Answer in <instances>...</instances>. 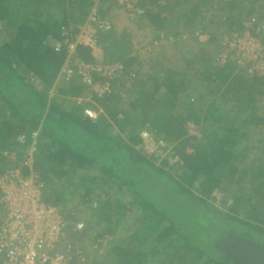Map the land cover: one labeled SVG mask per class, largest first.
Instances as JSON below:
<instances>
[{"label":"trees","instance_id":"trees-1","mask_svg":"<svg viewBox=\"0 0 264 264\" xmlns=\"http://www.w3.org/2000/svg\"><path fill=\"white\" fill-rule=\"evenodd\" d=\"M249 2L254 5L246 4L247 8L241 0L138 1L146 8L139 18L150 19L158 31L157 45L178 37L175 42L187 48L189 38L194 40V50L192 46L177 57L186 66H164L158 73L145 74H139L138 68L136 81L130 83V98L113 92L93 96V103L76 104L73 98L84 94V86L77 78L54 85L67 53L64 47L55 51L52 43L72 39L95 0H0V174L23 160L32 141L30 133L39 128L32 165L44 183L45 203L57 206L69 222L76 219L68 208L69 198L77 196L79 206L91 208L94 216L88 228L96 231L103 225L94 237L108 234L110 241L126 216L134 214L135 246L116 243L96 264H154L148 257L155 249L142 251L150 238L156 249L164 250L161 264H232L217 247L230 233L264 246V138L252 140L264 132V85L255 72L232 59L217 58L219 35L241 27L245 17L264 7V0ZM177 6L187 8L186 12L173 13ZM211 9L230 13H215L220 21L208 20L205 26L204 14ZM96 12L105 19L100 10ZM180 25L189 30L188 36L176 30ZM198 28L207 32V40L193 37ZM98 39L108 62L122 60L128 68L138 66L137 56H129V33L116 37L108 31ZM168 42L171 48L178 45ZM73 58L94 62L90 48L81 44ZM31 75L39 79L40 87L30 81ZM98 107L101 113L94 119L85 113V108L96 111ZM186 121L199 125V138L186 136ZM143 129L173 144L181 163L169 166L165 158L143 154L138 147ZM21 133L25 137L20 143L16 137ZM250 152L260 156L250 158ZM27 173L22 169L21 175ZM71 186L75 189L66 190ZM214 189L221 199H230L224 211L210 202ZM173 196L178 208L158 202L164 197L173 201ZM186 199L204 211L206 221L214 217L229 223L210 239L208 245L215 251H208L207 244H194L189 240L194 232L187 237L174 225Z\"/></svg>","mask_w":264,"mask_h":264},{"label":"built area","instance_id":"built-area-1","mask_svg":"<svg viewBox=\"0 0 264 264\" xmlns=\"http://www.w3.org/2000/svg\"><path fill=\"white\" fill-rule=\"evenodd\" d=\"M115 1L130 19L145 13V6L137 5V0ZM164 1L157 0V3ZM261 18L264 19V7L259 10L257 19L247 16L241 21V27L219 35L217 58L221 62L232 59L239 67L255 72L261 76L264 85V21L261 23ZM111 27V23L100 18L93 8L86 20L78 26L72 39L64 37L52 43L55 51L64 47L67 53L54 85L59 82L69 83L77 78L84 86L88 100L93 96L103 97L117 91L122 95L120 89L129 85L135 76L134 72L126 70L121 63H85L73 58L76 46L80 44L90 48L91 54L96 56L95 52L100 49L99 34L108 32ZM194 36L200 41L208 39L199 30ZM169 40L174 42L179 38L169 37ZM30 81L35 87H40L37 77L31 75ZM76 100L81 101L79 98ZM85 113L94 119L99 111L85 108ZM184 130L188 137L200 136L199 125L192 121L185 122ZM38 131L39 128H36L30 133L32 141L23 160L0 174V264H88L87 252L69 241L68 237L81 231L84 228L83 222H67L57 206L47 204L42 199L44 183L32 165V152ZM24 137V133H21L16 140L21 143ZM139 137L141 141L138 147L143 154L152 155L158 160L165 158L169 166L181 163L173 150V144L155 138L145 129L140 131ZM9 158L13 160L14 155ZM24 168L28 173L21 175ZM110 238L108 234L96 238L93 235V251L102 253Z\"/></svg>","mask_w":264,"mask_h":264},{"label":"rangeland","instance_id":"rangeland-1","mask_svg":"<svg viewBox=\"0 0 264 264\" xmlns=\"http://www.w3.org/2000/svg\"><path fill=\"white\" fill-rule=\"evenodd\" d=\"M241 2H243V1L241 0ZM241 4L242 5L244 4L245 7H247L245 2H243ZM153 8H155V7H153ZM258 8L255 9V11L250 15V16L254 17L255 19H257L259 17ZM245 10H246V8H245ZM217 14L222 15L219 11H217ZM117 17H118V20H119V16H117ZM120 17L122 18V21L119 20L120 21L119 28H117V29L119 31H122L123 28L126 27V28L129 29V34H133V37H134L135 34L138 32V28H139L138 25L134 24V23L136 21H138L140 18L139 17H135V18H131L130 19L127 16L126 12L121 14ZM123 17H126L127 21ZM142 18H145V17H142ZM263 20L264 19L260 20L261 23L263 22ZM207 21L205 20L203 22V24L205 26L208 25ZM218 21H220V20L218 19ZM141 25H142V23H141ZM210 28H212V26ZM210 28H208V29H210ZM222 28H224V27H222ZM141 29L143 31H146L144 28H141ZM187 32H189V30H187ZM133 37L131 39L135 38V37L134 38ZM147 37H149V36H147ZM164 41L168 42V39L164 40ZM161 42H163V41H161ZM176 43L177 42L174 41V44H176ZM189 43H190V46H187L186 50L189 51L190 47H192V46H193L192 48L194 50V47L196 46V45H194L195 44L194 40L189 38ZM171 45H172V43L170 44L168 42L166 45L164 44L165 50H163V51L158 50L163 45L155 50V52H154L155 54L154 55H157L156 56V59H157L156 62L150 61L147 56L143 57L145 60L142 61L141 64L139 65L138 73L139 74H145V72H147V73H149V72L158 73L160 71L161 67H163L165 65L166 66L167 65H170V66L176 65L177 68L185 67L186 66L185 62H182L181 60L180 61L177 60L178 55L182 51V46L177 45V47L175 48L176 50H174V48L170 49ZM179 47H180V49H178ZM189 54L192 55L193 51H192V53H189ZM184 58L193 59V57H186V55H185ZM193 60H195V59H193ZM192 64H193V61H192ZM191 69H192V67L188 68L189 73H191ZM135 81H136V79L133 77L132 80L129 82V85H127L124 88L120 89L122 91V96H123L122 99H128V98L131 97V95H130V91H131L130 83H133ZM259 138H264V132H261L260 134L255 135L252 138V140L255 142ZM250 155H251L250 158H252L255 155L256 156H260V154H253L252 152H250ZM79 175H81V174H79ZM74 184L76 186L77 182H74ZM63 185H66V183L64 181H63ZM75 186H71L69 188H66V190H69V189L70 190H74ZM145 187L146 186H143V188H145ZM92 194H93V199L95 200V197H97L98 194L96 195V191L93 192ZM220 194L221 193L218 191V189H214L212 191V195H211L212 198L210 199V202L213 205L218 206L221 210L224 211V209L227 207V205L230 204V199L226 197V199L223 200V199H221V195L222 194L221 195ZM125 195H126V193H125ZM217 196L220 197V199L216 201V197ZM103 197L107 198V197H109V195L108 194H103ZM125 197H126V199H128L127 196H125ZM98 198H100V197L98 196ZM69 200H70V202H69V207L68 208H69L70 212L72 213L71 215H74L76 217L75 220H69V223H72L74 221L79 220V221H82L83 224H84V228L81 231H79V232H77V233H75L73 235L72 234L68 235L69 241H73L74 243H76L78 245H85V247H86L85 250L86 251H88V250L90 251L88 257L90 256L89 257V261L92 259V263L91 264H96L97 262L99 263V261L101 259H104V257H106L105 254L110 250V247L113 246L116 243L117 244H124L125 243V244L129 245V248H131V249H132V247L135 246L134 236H131V233L134 232V230H135V228H134V226H135L134 225V223H135L134 222L135 221V215L134 214H131V215L128 214L126 216V218L122 222L123 226L117 229L116 236H114V239H112L110 242H108V244H106L105 250L102 253L98 252V250H97L96 253H98V254L96 255L93 252L94 248L92 247V245H93L92 237H93L95 231L91 230L90 228H88V223L89 222L87 223L88 219H91V220L94 219V216L91 213V208L83 209L82 207H80L79 206L80 200L78 199L77 196H72L71 198H69ZM174 200H175V196H173V201H167V197H164L162 200H159L158 202L163 207H164L165 203H167V204H172V205H169L168 208H170V207L178 208L177 205H176V202H174ZM203 212H202V210L200 208H198L196 206L194 207V204L189 199H186L182 203L180 213L178 214V218L175 219V220L173 219V222H174V225L176 227H179L187 235V237H189L190 232H194V236L195 237L189 239V240H192V242L194 244H199L201 246H204V245L207 244L206 245V249L208 251H213L214 250L213 247L208 245L209 242H210V239L214 238L219 233V231L222 228H224L225 226H230V225H229V223H226L227 222L226 220H223L222 222H224V223H222L221 221L219 222L218 219L214 220L215 219L214 217L212 218V220L206 221V217H205L206 214L204 215ZM94 221H96V220H94ZM220 225H224V226H220ZM101 227H102V223H100L99 228H101ZM125 239H127V240L125 241ZM129 240H130V242H129ZM152 241H153V239L150 238L145 243V245L143 246L144 248H143L142 251H144V252L150 251L151 247L153 249H155V251L153 253L154 255L152 257H150V256L148 257L149 258L148 262L151 261V262H154V264H159V263L161 264L165 260L164 250H160L159 251L158 249H156L157 246L156 245L155 246L152 245L151 244ZM149 244H150V246H149ZM165 250L167 251L169 249H165ZM151 255H152V253H151ZM88 264H90V262Z\"/></svg>","mask_w":264,"mask_h":264},{"label":"crops","instance_id":"crops-1","mask_svg":"<svg viewBox=\"0 0 264 264\" xmlns=\"http://www.w3.org/2000/svg\"><path fill=\"white\" fill-rule=\"evenodd\" d=\"M102 1H104V0H95V5H93L92 7H91V9H95L96 11H99L100 10V12H101V14H103V16L106 18V19H108L109 21H110V23H111V25H112V27H111V29L109 30V31H111V32H114V34L116 35V37L117 36H120L121 35V33L124 31V32H126V33H129V29L128 28H123V30L122 31H119L117 28H119V23H120V21L119 20H121L122 21V18L120 17V15L121 14H123V11L120 9V8H118V6H116L114 3H113V1L112 0H105V3H106V6H108V8H107V10H105V8H103L102 7ZM228 2H231V1H238V0H227ZM240 1V0H239ZM110 2V3H109ZM244 2V1H243ZM245 3L246 4H250V5H254V3L253 4H251V2H249V0H246L245 1ZM100 4H101V6H100ZM115 6H114V5ZM186 9L187 8H182V9H180V8H178V6H177V8H174V10H173V13H175V14H178V13H182V11L185 13L186 12ZM103 10H105V12L103 11ZM120 10V11H119ZM103 11V12H102ZM89 12V11H88ZM222 15H223V12H224V15H226L227 13H230V12H234V9L232 8L231 10H230V12L229 11H227V10H225V11H219ZM215 13H217V11H214L213 9H211V10H209V11H207L205 14H204V18H203V22L206 20H216V16L214 15ZM99 14V13H98ZM88 16V15H87ZM87 16H86V18H87ZM117 16H119V20H118V17ZM125 16V15H124ZM223 17L224 16H222V19H223ZM123 18H125L126 19V21H127V18L126 17H123ZM138 19V18H137ZM262 19V18H261ZM124 20V19H123ZM129 20V19H128ZM217 21V20H216ZM264 21V20H263ZM147 22V23H146ZM141 23H142V25H141ZM199 23H201L200 21H199ZM134 24H137L138 25V32L135 34V38L133 37V34H130V44H131V51H130V53H129V56H137V58H136V61L137 62H139V64H137L138 66L136 67V68H128V66H126L125 65V63L122 61V60H116V61H109V62H111V63H121V64H123L124 65V67L126 68V70H128V71H131V72H134V75H135V71L137 70L138 71V68H139V65L141 64V62L142 61H144L145 59L143 58V57H145V56H147L148 57V59L150 60V61H153V62H156L157 61V59H156V56L157 55H154L155 53V50L157 49V48H159V47H161V46H159V45H157L158 43H160V41H158V40H156L157 39V32L158 31H156V30H154V27L152 26V24H151V22H150V19H147V18H142V17H140V19L138 20V21H136ZM135 26V25H134ZM199 27H200V25H199ZM223 27V26H222ZM141 28H144L146 31H143ZM201 28V27H200ZM199 29V28H198ZM176 30H181V32H183V33H185V32H187L186 30H185V28H184V26L183 25H180V26H178V28H176ZM197 30H195L194 29V31L193 32H196ZM201 32V31H200ZM202 33H207L206 31H203ZM263 33H264V29H263ZM186 35H185V37L186 36H188L189 35V32H187V33H185ZM207 36H208V34H206ZM147 36H149V37H147ZM134 38V39H131V38ZM193 37L195 38V36L193 35ZM196 39V38H195ZM156 41H157V43H156ZM163 42H161V43H165V45L168 43V42H165L164 40H162ZM143 42V43H142ZM156 43V44H155ZM183 43V42H182ZM176 44H178V42L176 43ZM179 46H182V51H181V53H186L187 51H186V48L184 47V44H181L180 45V43L178 44ZM170 49H171V46H170ZM158 50H160V51H163V50H165V46H162L161 48H159ZM174 50H176L175 48H174ZM96 53V56H94V61H105V62H108L106 59H105V54H104V51H103V47L101 48L100 47V49H99V51H96L95 52ZM155 56V57H154ZM162 66V65H161ZM166 66V65H165ZM164 67V66H163ZM166 67H170V65H167ZM162 68V67H161ZM135 69V70H134ZM160 72V71H159ZM145 73H147V72H145ZM139 75V74H138ZM136 76V75H135ZM140 76V75H139ZM118 93H119V91H117ZM52 93H54V91H50V95H52ZM119 95L121 96V98L123 97L120 93H119ZM77 98H79V99H81V101L80 102H78L76 99ZM73 100H74V102L76 103V104H83V102H85V101H90L91 103H93V101H91V100H88V97H87V95H86V90H84V94L83 95H81V96H77V97H74L73 98ZM98 111H99V113H101V109H100V107H98ZM98 113V114H99ZM201 136V135H200ZM199 136V137H200ZM199 137H196V138H199ZM187 151H190V149H186ZM82 171L80 170L79 172H78V174H82V173H84V172H82ZM94 204H96V203H94ZM87 222H89V223H92V220L91 219H88V221ZM103 228V225H102V227L101 228H99V226H98V229H95L96 231H101V229ZM95 231V232H96ZM80 247H83V249L85 250L86 249V247H85V245H79ZM91 246V245H90ZM105 250V247H104V249H103V251ZM86 251V250H85ZM87 252V255H89V253H90V251L88 250V251H86ZM96 255L98 254V253H96V251H93ZM90 257V256H89ZM89 257H88V260H89ZM90 262V264L92 263V259L89 261Z\"/></svg>","mask_w":264,"mask_h":264},{"label":"water","instance_id":"water-1","mask_svg":"<svg viewBox=\"0 0 264 264\" xmlns=\"http://www.w3.org/2000/svg\"><path fill=\"white\" fill-rule=\"evenodd\" d=\"M217 247L232 264H264V246L234 233L227 234Z\"/></svg>","mask_w":264,"mask_h":264},{"label":"clouds","instance_id":"clouds-1","mask_svg":"<svg viewBox=\"0 0 264 264\" xmlns=\"http://www.w3.org/2000/svg\"><path fill=\"white\" fill-rule=\"evenodd\" d=\"M138 1H140V0H137V2ZM151 7V9L152 10H154L155 11V8H153L154 6H150ZM118 8H120L122 11H123V13H125L126 11L122 8V7H120L119 5H118ZM106 19V18H105ZM108 20V19H107ZM109 21V20H108ZM35 130V129H34Z\"/></svg>","mask_w":264,"mask_h":264}]
</instances>
